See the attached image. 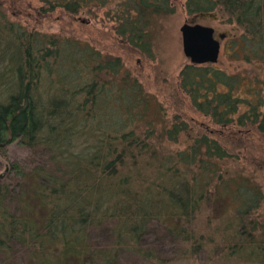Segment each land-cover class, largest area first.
<instances>
[{"label": "trees", "instance_id": "1", "mask_svg": "<svg viewBox=\"0 0 264 264\" xmlns=\"http://www.w3.org/2000/svg\"><path fill=\"white\" fill-rule=\"evenodd\" d=\"M39 1L40 13L71 15L105 2ZM158 1L121 0L115 15V34L146 55L145 29L159 9L168 11ZM183 7L189 16H225L241 31L227 40L232 58L238 51L245 63L264 62V0ZM176 88L209 129L180 115L167 124L119 58L27 31L0 0V159L11 144L47 155L42 166L10 162L0 175V264L16 255L23 264H117L124 253L151 259L140 247L147 234L170 242L185 262L204 255L206 264H263L264 223L254 216L261 192L224 165L228 147H249L253 135L264 142V73L240 77L187 63ZM180 139L182 149H166ZM98 230L107 242L94 246L89 236Z\"/></svg>", "mask_w": 264, "mask_h": 264}, {"label": "rangeland", "instance_id": "2", "mask_svg": "<svg viewBox=\"0 0 264 264\" xmlns=\"http://www.w3.org/2000/svg\"><path fill=\"white\" fill-rule=\"evenodd\" d=\"M120 1L105 0L103 4L95 2L96 4L85 6L74 15L65 13L59 8L48 13H40L42 4L39 0H4V8L7 18L27 31L76 41L101 56L119 58L122 69L135 78L143 91L161 106L164 113L163 121L167 124L174 115H180L186 120L202 123L210 128L206 120L191 110L188 101L176 88L178 73L188 63L181 52L178 31L183 23L210 27L214 31V37L218 34L225 35L224 40L220 42L218 59L214 67L227 74H238L240 77L255 74L258 78H263L264 62L250 59V63H245L238 51V58H232L227 40L238 36L241 31L234 24H227L225 16L214 12L189 16L183 7L185 0H165L168 11L158 8V12L151 17L145 29L150 48V54L146 55L129 46L115 34V15ZM160 3L162 0L158 1V4ZM249 141L250 146L244 149L228 147L229 154L233 156L227 160L224 168L230 175L248 177L258 186L262 200L254 216L261 226L264 223V142L257 135H253ZM183 146L181 139L177 144H165L169 151L182 149ZM40 151V149L29 151L11 144L7 147L6 160L0 159V175L6 174L10 162H19L27 167V170L37 165H44L47 155ZM5 181L11 186L17 183L11 176L6 177ZM219 210V207L212 209L213 217L218 215ZM259 228L258 232L261 233L262 229ZM156 239L155 235L147 234L140 244L141 249L153 253L151 259L124 253L119 255L117 264H206L204 255H199L188 262L180 260L170 242L163 238ZM89 241L94 246L104 245L107 237L105 232L98 230L90 234ZM23 262L22 258L16 255L13 259H7L4 264H23ZM207 264L258 263L231 261L207 262Z\"/></svg>", "mask_w": 264, "mask_h": 264}, {"label": "water", "instance_id": "3", "mask_svg": "<svg viewBox=\"0 0 264 264\" xmlns=\"http://www.w3.org/2000/svg\"><path fill=\"white\" fill-rule=\"evenodd\" d=\"M178 31L181 52L189 64L199 66L217 63L220 42L224 40V34H218L214 37L212 28L195 23H183Z\"/></svg>", "mask_w": 264, "mask_h": 264}]
</instances>
